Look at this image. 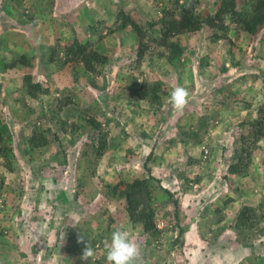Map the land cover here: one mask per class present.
I'll return each mask as SVG.
<instances>
[{"label":"rangeland","instance_id":"374dc122","mask_svg":"<svg viewBox=\"0 0 264 264\" xmlns=\"http://www.w3.org/2000/svg\"><path fill=\"white\" fill-rule=\"evenodd\" d=\"M221 1L0 0V144L12 154L0 155V264H55L45 248L63 230L54 222L67 216L60 191L70 183L85 186L66 194L73 211L83 193L104 217L86 264H107L104 241L120 228L142 250L137 264H264V24L242 31L248 0H235L216 25L172 36L182 50L173 61L161 44L163 18L193 2L197 15H212ZM77 41L106 63L85 71L66 54ZM27 74L37 98L23 89ZM177 86L191 93L183 113L169 99ZM33 133L47 143L31 149ZM147 176L154 222H164L154 235L128 220L117 196Z\"/></svg>","mask_w":264,"mask_h":264},{"label":"trees","instance_id":"16d2710c","mask_svg":"<svg viewBox=\"0 0 264 264\" xmlns=\"http://www.w3.org/2000/svg\"><path fill=\"white\" fill-rule=\"evenodd\" d=\"M237 7L235 0H222L217 11L210 15L200 17L196 14V3H189L186 6L180 8V13L172 16L170 19L163 18L162 27V45L167 48V59L168 61H173L177 56L181 55L182 50L175 41H171L170 38L176 34H181L183 32H195L200 30L204 26L212 27L216 25L221 19L224 9H233ZM240 18L238 21V27L250 34L254 35L258 28L264 24V0H248L241 6V11L239 10ZM124 17V24L126 19ZM132 24L137 30V34L140 37L142 29L138 27L136 22L129 19L127 23ZM219 38V37H215ZM142 43L139 42V46ZM142 50L138 51L141 55ZM66 54H73L79 57L82 67L87 72L95 71L99 66L106 63V56L99 54L95 49L90 48L85 43L75 42V44L70 45L66 49ZM3 61V58L1 59ZM23 60V59H21ZM24 62V60L22 61ZM18 64V60L13 61V67ZM39 86L38 82H34L30 74L23 77V89L26 94L32 98H37V92L33 89ZM38 88V87H37ZM261 116L264 118V109L260 110ZM263 122V120H262ZM63 129H65L63 124ZM66 130V129H65ZM47 143L44 137L40 136L38 133H33L28 140L29 147L32 149L37 146H42ZM100 146L98 147V154H101V150L104 148V143L100 141ZM0 155L4 157L7 161L11 160V150L8 146L0 144ZM231 172H235L234 168H230ZM150 176L146 178H134L132 181L122 183L120 186L119 198L123 200V206L125 208L128 220L134 225L138 224L141 226L144 232H151V234H156V224L154 222L155 209L152 205V195L150 190ZM174 214L175 219L178 217V202L174 200ZM239 218L243 220L249 219L248 214L242 213ZM181 231L183 228L181 227Z\"/></svg>","mask_w":264,"mask_h":264},{"label":"crops","instance_id":"0c3cea01","mask_svg":"<svg viewBox=\"0 0 264 264\" xmlns=\"http://www.w3.org/2000/svg\"><path fill=\"white\" fill-rule=\"evenodd\" d=\"M41 67V66H40ZM253 80L256 81V79L253 78ZM239 88V87H238ZM230 89V88H229ZM227 89V90H229ZM106 97V96H105ZM99 110L101 111V108H99ZM164 124H167L169 120V114H164L163 116V120ZM163 127V126H162ZM105 164V163H104ZM103 164V166H104ZM74 164H72V162L69 164V169H71L73 167ZM57 166V165H55ZM76 168V167H75ZM84 171V168L82 170V172ZM143 178V177H142ZM61 184V178L58 177V180H53V185H52V192L54 194V191L57 192L58 190H60V188L62 187H58ZM74 186V187H73ZM80 187V189H78ZM84 186L83 184H74L72 185V183H70L69 187L65 189L66 190H61L60 194L63 196L65 194L64 197V201L66 202V209L67 211V216L65 215L62 219H60L59 221H55L54 223H56V225L58 227H61L64 225L63 230H61V234H59V232L56 233V236L53 240V242L51 243V245L48 248H45V253L47 252V254H51V257H53L52 260H54L55 264H61L62 262L68 264V261H70L71 263L72 259L74 257H77L79 259V264H86V262H90V261H83L81 260V255H82V251L84 248V244L83 243H79L78 242V237L81 234L85 235V240L87 241L88 238L95 236L96 237H103V232L105 224H104V217L100 215V212L98 213V211L100 210V208L98 207V205H92L94 210L93 212L90 211V205L89 200L84 198L83 193H81L80 195H78L77 198V202L80 204L78 206L79 212L77 211H73V202L75 201L73 200H67L66 194L68 195L69 193L75 194L78 193ZM42 188V187H40ZM74 188V189H73ZM27 194H24L21 197L22 200V205L21 207L25 209V201L26 199H29L27 197ZM69 198V195H68ZM35 199V197H34ZM34 199L30 202V208L34 207L33 204H35ZM30 200V199H29ZM71 201V204L68 205L67 204ZM123 203L121 204V207L123 209L124 214H126L125 212V208L124 206H122ZM59 206V205H58ZM70 215V216H68ZM127 216V215H125ZM123 221V220H122ZM67 222V224H66ZM111 238V237H110ZM109 238V240H110ZM197 238H200V235L197 236ZM33 240V239H32ZM36 250L38 249H34V252H37ZM68 252V253H67ZM64 254V255H63ZM44 256V255H43ZM60 256V257H59ZM98 256V253H97ZM43 264H47V261L44 259L42 260ZM38 261H36L34 264H37ZM99 262H101L99 260ZM94 264H98L95 263Z\"/></svg>","mask_w":264,"mask_h":264},{"label":"clouds","instance_id":"9594fccd","mask_svg":"<svg viewBox=\"0 0 264 264\" xmlns=\"http://www.w3.org/2000/svg\"><path fill=\"white\" fill-rule=\"evenodd\" d=\"M41 42L39 37L35 38L37 45ZM190 96L191 93L187 88L183 86L175 87L169 96L173 109L176 112L183 113L190 101ZM91 241L90 237L86 241L84 234L78 237V242L84 244L81 255L83 261H92L95 256V249ZM104 247L106 249L107 264H137L142 258V250L129 229L120 228L115 230L111 234L110 241H104Z\"/></svg>","mask_w":264,"mask_h":264},{"label":"built area","instance_id":"2783aa9c","mask_svg":"<svg viewBox=\"0 0 264 264\" xmlns=\"http://www.w3.org/2000/svg\"><path fill=\"white\" fill-rule=\"evenodd\" d=\"M155 224H156V228L161 229V228H163L164 222H163V220H161V219L158 218L155 221Z\"/></svg>","mask_w":264,"mask_h":264}]
</instances>
